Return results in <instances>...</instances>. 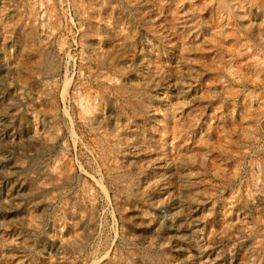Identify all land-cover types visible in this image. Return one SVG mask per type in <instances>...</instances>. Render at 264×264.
Wrapping results in <instances>:
<instances>
[{
  "label": "rangeland",
  "instance_id": "374dc122",
  "mask_svg": "<svg viewBox=\"0 0 264 264\" xmlns=\"http://www.w3.org/2000/svg\"><path fill=\"white\" fill-rule=\"evenodd\" d=\"M0 264H264V0H0Z\"/></svg>",
  "mask_w": 264,
  "mask_h": 264
}]
</instances>
